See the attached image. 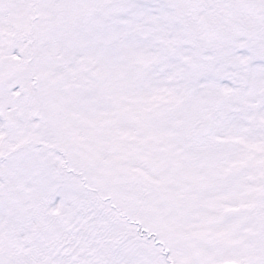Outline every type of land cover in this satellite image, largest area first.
Segmentation results:
<instances>
[{"label": "snow or ice", "instance_id": "snow-or-ice-1", "mask_svg": "<svg viewBox=\"0 0 264 264\" xmlns=\"http://www.w3.org/2000/svg\"><path fill=\"white\" fill-rule=\"evenodd\" d=\"M0 264H264V0H0Z\"/></svg>", "mask_w": 264, "mask_h": 264}]
</instances>
